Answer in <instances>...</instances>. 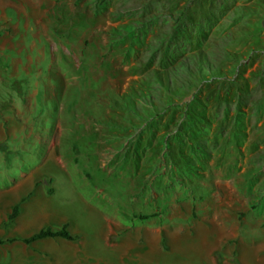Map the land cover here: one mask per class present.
Masks as SVG:
<instances>
[{"label":"rangeland","instance_id":"1","mask_svg":"<svg viewBox=\"0 0 264 264\" xmlns=\"http://www.w3.org/2000/svg\"><path fill=\"white\" fill-rule=\"evenodd\" d=\"M21 1L2 54L32 64L0 72V124L13 126L0 143V241L3 214L44 196L46 225L66 218L88 234L84 264H138L103 245L101 213L171 223L175 240L222 232L217 262L247 253V225L263 217L251 210L264 214V0ZM171 260L160 264H201Z\"/></svg>","mask_w":264,"mask_h":264},{"label":"crops","instance_id":"2","mask_svg":"<svg viewBox=\"0 0 264 264\" xmlns=\"http://www.w3.org/2000/svg\"><path fill=\"white\" fill-rule=\"evenodd\" d=\"M20 3L23 2L21 0H9V2L6 0H0V58L4 59L3 62L1 61L0 63V72H6L8 78L14 77L19 68L26 70V68L32 64L31 58L28 59L27 64L25 65L27 67H25L18 59H13L9 62L3 57V54L8 49H13L14 47L12 44V33H19L17 27H12V32H4L8 21L6 11L8 9L17 8V12L20 15H24L22 14V5ZM4 22L6 23L3 24ZM24 27L26 30L29 29V23L27 21L24 24ZM37 36H41L45 39L44 35L40 34L39 31ZM21 40H23V36H21ZM29 48L38 51L36 57L37 61L39 60L40 62V60H43V52H40L43 49H38L34 43L31 44ZM3 116L5 118H3ZM3 116V119L9 120L6 114H3ZM10 131L13 132V126L8 130L6 126L0 124V143L4 141L8 133H11ZM20 185H23V183H20ZM27 190L28 189L22 187L17 190L19 192V201L23 198L25 195L24 193L27 192ZM29 194L31 193L29 192L27 195ZM30 198L31 196L29 199ZM37 199L38 197H34L29 201L26 200V202L23 203L18 216L14 220L12 227L3 231V236L5 237L4 240L16 239V241L0 245V263L3 262V257L5 259H8L9 257L10 264H22L23 262L21 260H24L25 263V260L28 258H35L38 264H60L70 256L73 257V263L71 264H84V262L82 263V260L79 262L78 258L80 256L89 257L90 254L87 252L89 251L88 246L90 241L87 240L89 236L88 234L82 235L77 228L64 223L68 222V219L66 218H63V223L59 224V226L50 227L59 229L61 226L67 225L70 234L78 237L77 241H69L63 238H47L33 242L29 245L24 244L21 241L22 239L37 233L39 230L49 227V225H46L51 211L50 204H48V198L41 196L40 199H43L41 203L38 202ZM14 207L10 208L9 211L3 214L4 219L7 220L8 215ZM251 215H253V217H263L255 219V222L249 220L251 222L247 225L249 227L247 232L249 235L248 242L250 243L249 251L233 258L231 255L234 249L229 247V249H225L223 252L225 258L220 262H217L216 257L214 256V253L223 247L224 235L219 231L209 240H205L206 237H201V235H198L197 239L192 241H190V238L187 239V241H183V239L175 240L167 232V228L171 223L162 224L160 220L157 219L156 223H153V226L143 227L141 224L136 223L128 226L124 225L119 220L117 222H112L109 214L101 213V221L99 224L100 228L102 227V233L100 236L101 242L111 254L115 256L117 254L121 256L122 259H125L131 252H133L137 255L138 264H151L152 262L153 264H160L161 262H165V260L175 263L174 260H171V257L173 256H184L189 260L196 259L195 261H199L201 264H264V214H258L256 211L251 210ZM143 228L144 232L142 231ZM27 229L31 231L29 234L24 235V230ZM19 235H22L23 237H20ZM251 235L253 237H251ZM229 236L238 237L239 232L235 230L233 233H230ZM163 240L166 245H169V250L163 251L161 245ZM142 241L152 244L153 247L150 252L148 251L145 253L146 255L142 254ZM99 258L106 261L102 257ZM17 261H20L21 263H17Z\"/></svg>","mask_w":264,"mask_h":264},{"label":"trees","instance_id":"3","mask_svg":"<svg viewBox=\"0 0 264 264\" xmlns=\"http://www.w3.org/2000/svg\"><path fill=\"white\" fill-rule=\"evenodd\" d=\"M26 201V198H23L19 204H17L11 211V213L8 215L7 220L3 223V227L5 229L9 228L12 226L14 220L18 216L21 208V204ZM148 217H143L142 219H147ZM47 238H63L65 240L69 241H77L78 237L73 236L70 234L68 231L67 225L61 226L59 229H54L52 227H45L41 230H39L37 233H34L33 235L22 239L21 241L24 244H31L33 242L42 240V239H47ZM16 241V239H9L6 241H0V244H3L4 242L6 243H12Z\"/></svg>","mask_w":264,"mask_h":264}]
</instances>
